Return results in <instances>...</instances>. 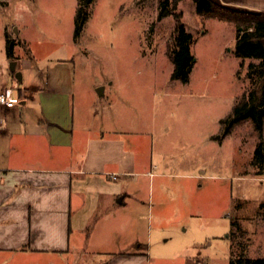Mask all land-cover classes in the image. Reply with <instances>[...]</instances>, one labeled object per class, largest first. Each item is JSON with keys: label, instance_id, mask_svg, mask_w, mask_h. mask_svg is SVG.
<instances>
[{"label": "rangeland", "instance_id": "374dc122", "mask_svg": "<svg viewBox=\"0 0 264 264\" xmlns=\"http://www.w3.org/2000/svg\"><path fill=\"white\" fill-rule=\"evenodd\" d=\"M164 1L95 0L76 42L77 0H5L0 85L12 76L9 34L19 43L17 73L31 66L38 86L70 87L76 134L91 122L95 132L105 125L132 139L137 171L153 172L137 180L139 233L143 218L153 264H230L243 249L264 258V175L251 165L259 132L247 122L220 139L221 121L252 88L249 64L259 61L235 55V25L200 17L194 0H182L176 12L195 39V64L189 83L172 80L176 22L159 21Z\"/></svg>", "mask_w": 264, "mask_h": 264}, {"label": "crops", "instance_id": "0c3cea01", "mask_svg": "<svg viewBox=\"0 0 264 264\" xmlns=\"http://www.w3.org/2000/svg\"><path fill=\"white\" fill-rule=\"evenodd\" d=\"M212 1L264 13V0ZM34 69L0 85L19 100L0 104V264H153L137 181L153 172L137 171L136 147L116 129L90 122L76 134L70 87L38 86Z\"/></svg>", "mask_w": 264, "mask_h": 264}, {"label": "trees", "instance_id": "16d2710c", "mask_svg": "<svg viewBox=\"0 0 264 264\" xmlns=\"http://www.w3.org/2000/svg\"><path fill=\"white\" fill-rule=\"evenodd\" d=\"M5 0H0L3 3ZM78 9L75 16L74 40L79 41L91 15V8L95 0H77ZM182 0H166L162 4L159 21L169 16L175 18V35L173 44L169 48V57L174 65L172 80L184 84L190 82V75L194 68L195 57L191 53V46L195 39L188 33L182 21V13H177V7ZM196 12L200 17L227 22L237 27L235 55L251 62L249 79L252 88L239 99L231 113L221 121L223 137L232 134L235 128L243 123H252L259 132L260 142L257 145L251 165L257 175H264V13L255 14L237 11L221 6L212 0H194ZM18 42L6 34V52L10 60H15V48ZM230 264H264V258L252 259L247 257L246 249L240 250L238 255H232Z\"/></svg>", "mask_w": 264, "mask_h": 264}, {"label": "built area", "instance_id": "2783aa9c", "mask_svg": "<svg viewBox=\"0 0 264 264\" xmlns=\"http://www.w3.org/2000/svg\"><path fill=\"white\" fill-rule=\"evenodd\" d=\"M19 100L14 97V92L12 89H7L3 92H0V104L7 109H12L16 106ZM116 179V176H113Z\"/></svg>", "mask_w": 264, "mask_h": 264}, {"label": "water", "instance_id": "95a60500", "mask_svg": "<svg viewBox=\"0 0 264 264\" xmlns=\"http://www.w3.org/2000/svg\"><path fill=\"white\" fill-rule=\"evenodd\" d=\"M10 69H11L12 73H15L16 78L19 81H22V74L20 72L17 73V71H16V69H17V62L16 61L11 62ZM104 92H105L104 87H100L99 89H97V93L99 96H104Z\"/></svg>", "mask_w": 264, "mask_h": 264}]
</instances>
